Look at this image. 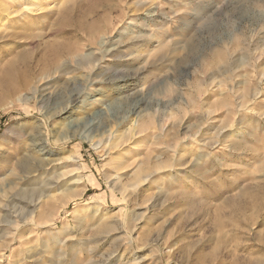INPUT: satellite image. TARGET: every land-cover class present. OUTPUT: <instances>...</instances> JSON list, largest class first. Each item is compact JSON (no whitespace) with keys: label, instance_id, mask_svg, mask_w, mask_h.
Here are the masks:
<instances>
[{"label":"rangeland","instance_id":"obj_1","mask_svg":"<svg viewBox=\"0 0 264 264\" xmlns=\"http://www.w3.org/2000/svg\"><path fill=\"white\" fill-rule=\"evenodd\" d=\"M0 264H264V0H0Z\"/></svg>","mask_w":264,"mask_h":264},{"label":"bare ground","instance_id":"obj_2","mask_svg":"<svg viewBox=\"0 0 264 264\" xmlns=\"http://www.w3.org/2000/svg\"><path fill=\"white\" fill-rule=\"evenodd\" d=\"M33 0H29V2H32ZM3 20V19H2ZM80 101V97L78 98H73L72 99V103H78ZM135 106H134V109H133V113L134 114H137V115H140L142 113V111H144V108H146L148 105L146 101L144 100H138L137 102H135ZM99 112H102L104 113V111H99ZM73 113V110H71L69 107H66L61 115H66L65 119H68ZM93 123V122H92ZM123 139V138H122ZM121 139V140H122ZM120 142L118 141V138H115L114 142H112V147L113 148H117L119 146Z\"/></svg>","mask_w":264,"mask_h":264}]
</instances>
